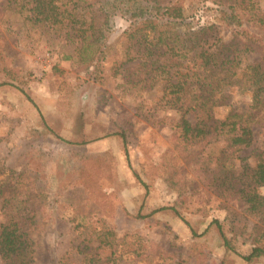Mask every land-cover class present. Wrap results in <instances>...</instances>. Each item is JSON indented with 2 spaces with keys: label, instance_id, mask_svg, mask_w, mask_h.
<instances>
[{
  "label": "rangeland",
  "instance_id": "374dc122",
  "mask_svg": "<svg viewBox=\"0 0 264 264\" xmlns=\"http://www.w3.org/2000/svg\"><path fill=\"white\" fill-rule=\"evenodd\" d=\"M160 1H183L189 15L181 33L215 25L209 46L222 38L237 49L241 65L264 58V0ZM19 2L0 0V186L14 187L27 201L29 211L22 216L30 224L34 264H60L79 243L71 228L80 222L104 223L120 239L141 238L146 252L125 256L120 264H249L243 256L252 251V237L264 233V224L210 185L222 169L215 158L219 148L175 150L173 128L182 114L164 106L160 84L146 86L149 74L137 72L141 65L136 68L144 57L115 74L125 60L124 36L131 24L126 15L117 12L109 20L106 58L95 70L77 45L66 41L62 25L25 21L32 14L21 11ZM233 2L236 21L223 13L224 3ZM228 95L233 109L248 108V95L238 87ZM217 113L222 117L225 110ZM252 129L254 149L242 155L264 157L262 114L255 113ZM58 135L87 144L69 146ZM165 207L181 217L170 210L152 214ZM229 214L247 218L248 232L235 243L236 253H227L212 225ZM4 219L0 199V224ZM251 264H264V258Z\"/></svg>",
  "mask_w": 264,
  "mask_h": 264
},
{
  "label": "trees",
  "instance_id": "16d2710c",
  "mask_svg": "<svg viewBox=\"0 0 264 264\" xmlns=\"http://www.w3.org/2000/svg\"><path fill=\"white\" fill-rule=\"evenodd\" d=\"M19 5L21 11L32 14L26 16L25 21L40 27L62 25L66 41L77 45V52L86 57L95 70L102 69L106 58L109 20L117 12L126 15L131 24L124 36L125 60L117 66L115 74L128 70L125 65L144 57L145 62L136 68L141 65L143 68L137 72L149 74L148 80L143 79L146 86L160 84L164 106L182 114L173 128L175 150L190 154L197 148L218 147L219 155L215 158L222 169L210 185L219 195L241 202L248 215L264 224V195L260 193L264 188V157L254 153L242 155L254 149L255 113L264 116V58L241 65L237 49L232 51V46L227 47L222 38L209 46L217 29L215 25L181 33V26L186 25L189 15L183 1L166 4L160 0H20ZM97 5L100 11H94ZM235 5L237 2L224 3L227 10L223 12L234 21L239 19ZM98 12L100 14L96 15ZM250 48L247 46L248 50ZM234 87L248 95V108L233 109L228 94ZM221 108L225 110L222 117L217 113ZM120 135L129 159L127 138L124 133ZM56 138L69 146L87 144L68 142L59 135ZM252 158L255 162H251ZM35 180L39 182L40 178L35 175ZM13 188L0 186L5 218L0 224V259L2 264H34L30 224H26L25 215L22 216L29 208L27 201L20 200L23 196ZM168 210L181 217L175 208L167 207L152 214ZM73 225L71 229L79 243L65 253L60 264H120L125 256L139 258L141 252H146L137 235L120 239L116 231L104 223L100 227L82 222ZM212 225L227 253H236L235 243L245 239L248 232L247 218L229 214L223 223L215 220ZM193 236L197 237L194 231ZM250 243L252 251L243 256L249 264L264 258V233L252 237ZM107 250L110 254L103 257L100 252Z\"/></svg>",
  "mask_w": 264,
  "mask_h": 264
}]
</instances>
